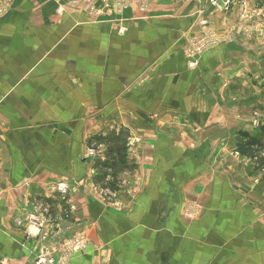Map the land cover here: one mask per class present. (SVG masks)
<instances>
[{
    "label": "crops",
    "instance_id": "0c3cea01",
    "mask_svg": "<svg viewBox=\"0 0 264 264\" xmlns=\"http://www.w3.org/2000/svg\"><path fill=\"white\" fill-rule=\"evenodd\" d=\"M110 1L9 0L0 17V264H33L17 220L37 201L57 244L86 242L68 264H264V174L242 152L264 0Z\"/></svg>",
    "mask_w": 264,
    "mask_h": 264
},
{
    "label": "rangeland",
    "instance_id": "374dc122",
    "mask_svg": "<svg viewBox=\"0 0 264 264\" xmlns=\"http://www.w3.org/2000/svg\"><path fill=\"white\" fill-rule=\"evenodd\" d=\"M9 0H1L0 3V17H2L1 15L4 14V12L8 11L9 9ZM82 1H87L89 2V0H82ZM96 1H103L106 2V0H95ZM110 1V0H109ZM225 0H222L220 2L221 5H225L224 6V11H229L232 9V7L235 5V3L237 2V6L239 9H241V11L243 10V12L245 11V6H244V1L246 0H228V4H224ZM262 0H256L255 2V10L254 12H257L259 10L262 9V6H260ZM111 2V1H110ZM223 2V3H222ZM8 3V4H7ZM219 3V2H218ZM220 5V7H221ZM260 6V7H259ZM236 7V6H235ZM107 10V5H104L100 11H104L106 12ZM223 10V9H222ZM253 12V13H254ZM99 13V12H98ZM256 16L260 17V14L255 13L254 17L256 19H258ZM260 19H258L259 24H257V26L254 27V29L256 30H262V24L260 23ZM248 23V21H247ZM245 25H240L239 28L241 27L242 29L244 28ZM264 27V26H263ZM258 37H257V36ZM214 36V35H213ZM256 38H260L262 36V33H255ZM200 43L203 44V46H213L215 43H217V39H206L204 42L201 41ZM256 79H258V82H261L264 85V73L260 76V77H255ZM250 89L256 94V96H261V92L259 89L256 88V86L254 85L253 87H250ZM249 90V89H248ZM250 91V90H249ZM247 108H249V105L247 106ZM253 117L251 121V125L253 126V128L257 131V135H255L254 137H258V140H255V143H251L249 140H243V147H242V152L248 157L251 158V162L254 163V169L255 172L257 173H263L264 174V138H261L262 135H264V99H257V102L253 103ZM250 119V118H249ZM237 156V155H236ZM100 168V167H99ZM99 173H107L106 170H104L103 168L97 169ZM111 171V174H115L117 172V169ZM258 181L257 179L254 180V183ZM259 182V181H258ZM257 182V183H258ZM31 205H33L34 208H36L37 212L27 216V218H23V220H17V226L19 227H26L27 225H29L28 227H33L34 231H37L35 234V237H37L39 239V247H38V251L35 254V258L34 260H36V257H38L41 252L43 253V250H51L52 253L57 252L58 249L62 248H66V251L69 253H73V237H69L67 238L66 241H64L61 244H57L56 241L61 239L63 236V230L60 229L59 225L56 224L57 221H55V216L52 211L48 212V208H42V204L40 202H34ZM41 208L44 211L43 213H41ZM40 212V213H39ZM49 232L46 236L45 233ZM35 261H33L34 264Z\"/></svg>",
    "mask_w": 264,
    "mask_h": 264
},
{
    "label": "built area",
    "instance_id": "2783aa9c",
    "mask_svg": "<svg viewBox=\"0 0 264 264\" xmlns=\"http://www.w3.org/2000/svg\"><path fill=\"white\" fill-rule=\"evenodd\" d=\"M228 0L224 1V4H228L227 2ZM223 3V2H222ZM209 4L211 5V7L216 8V9H223L224 10V6L225 5H221V7L219 6L218 0H209ZM203 46V44H200V47ZM91 153H93L91 151ZM258 181H256L255 183H257ZM49 232L47 231L45 233V236L48 234ZM86 249V242L83 241L81 238H74L73 239V253H69L66 251V248L62 249H58L57 252L52 253L51 250H43V253L41 252V254L36 257V260H34V264H68L69 262V257L71 254H77V253H81L82 251H84Z\"/></svg>",
    "mask_w": 264,
    "mask_h": 264
},
{
    "label": "trees",
    "instance_id": "16d2710c",
    "mask_svg": "<svg viewBox=\"0 0 264 264\" xmlns=\"http://www.w3.org/2000/svg\"><path fill=\"white\" fill-rule=\"evenodd\" d=\"M262 138H264V135H262Z\"/></svg>",
    "mask_w": 264,
    "mask_h": 264
}]
</instances>
